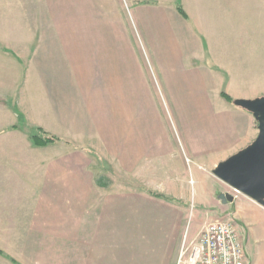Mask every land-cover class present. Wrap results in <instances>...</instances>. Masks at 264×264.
I'll return each instance as SVG.
<instances>
[{
	"label": "crops",
	"instance_id": "1",
	"mask_svg": "<svg viewBox=\"0 0 264 264\" xmlns=\"http://www.w3.org/2000/svg\"><path fill=\"white\" fill-rule=\"evenodd\" d=\"M137 38L177 133L158 111ZM222 94L264 95V0H0V264H175L208 225L193 218L209 215L100 188L90 153L109 165L119 157L146 190L210 203L226 186L212 185L208 164L256 137L252 115ZM19 118L64 143L35 147L3 130ZM252 204L238 217L263 229L264 208Z\"/></svg>",
	"mask_w": 264,
	"mask_h": 264
},
{
	"label": "rangeland",
	"instance_id": "2",
	"mask_svg": "<svg viewBox=\"0 0 264 264\" xmlns=\"http://www.w3.org/2000/svg\"><path fill=\"white\" fill-rule=\"evenodd\" d=\"M132 34L138 36V33L135 29H132ZM136 42H138L137 47L139 49V53L145 59L144 62L146 61V64H147L148 87L151 93L153 94L154 99L156 100L158 111L160 115L163 117L164 122H166L165 124L168 130H170L172 133H177L181 131V126L176 121V116L174 114L173 108L170 105L169 94L165 89L164 81L162 80L160 76L157 75L156 69L151 63V60L149 58L148 45L146 43L144 44L140 43L138 41V38ZM19 119L20 120L18 121L17 124L13 125L12 127L8 126L6 127V129H3V130L20 131L25 134H28L30 138L31 134L33 133V130H35L36 128L29 127L21 118ZM4 126H7V125H3L0 123V129L4 128ZM256 135H257V124H256ZM14 140L15 139H8V140H5L4 143H16ZM61 142L64 143V141H61ZM92 153H90L91 154L90 157L92 156L91 165H92V168L94 169L93 172L95 173V176H97V184L100 186V188L101 186L107 187L108 184L110 185L113 184L114 187L111 188V190L115 192L137 190V191H142L144 193L146 192L147 194L149 192L155 193L153 191L146 190L142 184H139L138 180H134L133 178L129 177L128 174L124 175L122 163L119 157H115L114 159H112L113 163L109 165V163L105 162L102 157L97 156L95 154L92 155ZM210 160H211L210 157L205 158L202 160V164L206 166L207 162ZM220 162H218V160L216 161L213 160L211 163L208 164V166H210V170L208 171H209L210 176L212 177V180H211L212 185H214L217 181L215 177L212 175V171L214 170L216 165ZM189 180H190L189 182L193 183V180L191 178ZM195 188L198 189V187H195ZM215 192L216 193L212 195L211 202L204 204V205L193 204L196 202L194 200H193V203H184L182 201L177 200L174 204L176 206L185 208L183 210L189 214L192 212L196 213V211H202L209 215V216H206L207 218H200L198 220L193 218V223L195 225H198V224L201 225L204 223L209 225V224L216 223V222H222L224 220L229 219L230 217L233 218L236 231L241 237L243 245L244 246L246 245L245 246L246 251H247L246 253L249 257L248 263L249 264H264V228L259 229L253 223L247 224L245 221H243L242 218L238 217L239 215L238 212L240 210L246 212L249 209V206L253 205L252 204L253 202H250L249 200H247L246 197L235 193L227 186L221 190L215 189ZM220 193H229L230 195L234 196L235 197L234 202L232 204L228 203L226 205H222L221 202L217 199V195H219ZM101 194L102 192H100V195ZM189 214H188V218H189ZM188 218L186 219V222L191 221ZM241 222L244 224L245 227L241 224Z\"/></svg>",
	"mask_w": 264,
	"mask_h": 264
},
{
	"label": "water",
	"instance_id": "3",
	"mask_svg": "<svg viewBox=\"0 0 264 264\" xmlns=\"http://www.w3.org/2000/svg\"><path fill=\"white\" fill-rule=\"evenodd\" d=\"M233 105L252 115L257 124L255 139L234 155L218 163L212 175L237 194L264 208V96L237 99ZM222 205L232 204L235 197L220 193Z\"/></svg>",
	"mask_w": 264,
	"mask_h": 264
},
{
	"label": "built area",
	"instance_id": "4",
	"mask_svg": "<svg viewBox=\"0 0 264 264\" xmlns=\"http://www.w3.org/2000/svg\"><path fill=\"white\" fill-rule=\"evenodd\" d=\"M175 264H249L234 219L209 224L195 241L183 243Z\"/></svg>",
	"mask_w": 264,
	"mask_h": 264
},
{
	"label": "trees",
	"instance_id": "5",
	"mask_svg": "<svg viewBox=\"0 0 264 264\" xmlns=\"http://www.w3.org/2000/svg\"><path fill=\"white\" fill-rule=\"evenodd\" d=\"M177 11L184 19H187L186 14L183 12V10L181 9L180 6L177 7ZM222 97L225 98L227 101L233 103V101L229 97H227L226 95L222 94ZM30 140L32 141V143L35 147H46L48 145H52V144L61 142V140L59 138L45 133L40 128H36L35 130H33V133L30 136ZM148 194L154 198L162 199V200H165L167 202H171V203L176 202L174 199L164 197L162 195H158V194H155L152 192H149ZM0 254H2V253H0Z\"/></svg>",
	"mask_w": 264,
	"mask_h": 264
}]
</instances>
